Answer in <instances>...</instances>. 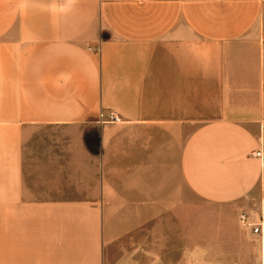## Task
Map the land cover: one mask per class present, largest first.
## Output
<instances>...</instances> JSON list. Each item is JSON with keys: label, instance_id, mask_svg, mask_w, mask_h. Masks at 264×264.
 Returning <instances> with one entry per match:
<instances>
[{"label": "crops", "instance_id": "1", "mask_svg": "<svg viewBox=\"0 0 264 264\" xmlns=\"http://www.w3.org/2000/svg\"><path fill=\"white\" fill-rule=\"evenodd\" d=\"M261 218L264 0H0V264H264Z\"/></svg>", "mask_w": 264, "mask_h": 264}, {"label": "built area", "instance_id": "2", "mask_svg": "<svg viewBox=\"0 0 264 264\" xmlns=\"http://www.w3.org/2000/svg\"><path fill=\"white\" fill-rule=\"evenodd\" d=\"M92 50L93 52H99V48H94V49H89ZM100 120L102 123H117L120 121V118L118 116H116L114 113H109L107 115H105L103 112H100ZM253 156L257 157V158H261L262 154L261 151L258 150L256 152L253 153ZM241 222L245 223V216L241 215L240 217ZM253 227V232L256 234H260L261 236L264 233V223L259 222L256 226H252Z\"/></svg>", "mask_w": 264, "mask_h": 264}, {"label": "rangeland", "instance_id": "3", "mask_svg": "<svg viewBox=\"0 0 264 264\" xmlns=\"http://www.w3.org/2000/svg\"><path fill=\"white\" fill-rule=\"evenodd\" d=\"M260 222L264 223V221L262 220V218H261Z\"/></svg>", "mask_w": 264, "mask_h": 264}]
</instances>
